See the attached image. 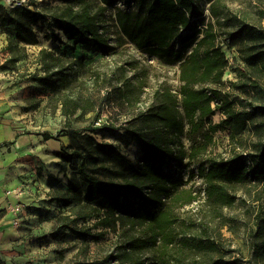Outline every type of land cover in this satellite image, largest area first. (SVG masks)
Wrapping results in <instances>:
<instances>
[{
  "label": "rangeland",
  "instance_id": "obj_1",
  "mask_svg": "<svg viewBox=\"0 0 264 264\" xmlns=\"http://www.w3.org/2000/svg\"><path fill=\"white\" fill-rule=\"evenodd\" d=\"M34 1L38 2L36 10L42 16L37 23L31 24L38 33L39 42L26 44L25 56L13 66L7 61L11 56L7 46L9 39L16 36L13 18L19 7L17 0H0V17L6 20L2 23L0 19V106H3L0 117L7 119L19 134L42 135L49 132L52 138L63 141L64 145L70 143L68 126L81 130L95 128L93 134L99 142L117 146L137 166L144 154L142 144L133 133L138 111L157 106L165 91L172 92L178 97L179 119L184 128L181 134L173 131L167 133L174 154L162 164L164 173L171 177L167 187L169 194L162 196L160 206L173 207L178 219L171 230L175 241L169 251L162 250V239L155 244L150 241L143 245V248L136 250L140 263L193 264L194 261L210 263L224 259L243 264H264V158L260 155L264 143V0H222L216 8L217 14L212 12L210 1L197 0L203 14L171 42V48L182 49L188 55L195 39L202 37L213 23L230 66L221 83L198 85L197 88H217L223 95L229 96L237 108L249 112L248 130L243 141L234 142L228 130H219L208 150L195 157L190 154L196 146L205 142L207 126L197 132L191 131L182 106L180 61L173 55L164 54L161 57L150 52V49L138 48L118 22L120 9L143 12L144 1L115 0L100 15L102 31L115 47L108 55L65 37L63 41L48 39L46 32L51 28L50 16L57 6L65 4V0ZM92 2L94 10L101 3L100 0ZM186 34L193 37L187 45L182 42ZM42 48L69 59L68 66L78 76L72 93L84 97L93 93L98 100L94 111L87 114L79 111L67 118L62 114L61 104L52 95L51 89L30 79L32 73L44 74L39 60ZM100 73L108 76L107 82L125 84L130 100L124 103L115 93L108 94L110 85L95 82V76ZM100 118L103 122H109H105L107 127L95 126ZM211 118L216 123L224 115L217 111ZM255 157L259 158V162ZM223 158L230 159L231 166L247 165L241 173L246 175L245 180L222 179L218 182L236 197L233 205H223L209 199L208 183L200 173L202 164L208 168L214 160L219 162ZM237 159L241 162L238 163ZM61 168L63 175L59 183L65 184V187L60 189L68 190L72 179L79 188H85L78 175L74 179L76 173L70 165L64 170L61 161ZM97 176L122 183L113 170L102 168ZM154 192L155 187L144 190L147 196ZM194 194L199 195L198 199L189 202ZM61 196L62 192L52 190L47 198L52 204L37 214L25 202H21L24 210L18 214L11 207V211L19 217L15 223L13 214L12 223L16 226L25 223V241L28 244L25 257L15 264H86L103 260L109 254L118 255L135 236H146V226L138 223L140 221L130 222L135 226L127 230L105 229L94 226L95 215L73 222L70 219V224L79 228L93 227V232L105 230V235L100 238L79 236L65 227L68 220L64 217L71 214L70 208L75 203L64 206L59 199ZM71 216L76 218V215ZM212 242L218 244V250L211 248Z\"/></svg>",
  "mask_w": 264,
  "mask_h": 264
},
{
  "label": "trees",
  "instance_id": "obj_2",
  "mask_svg": "<svg viewBox=\"0 0 264 264\" xmlns=\"http://www.w3.org/2000/svg\"><path fill=\"white\" fill-rule=\"evenodd\" d=\"M93 0H65V4L57 6L50 16L51 28L46 32L48 39L63 41L75 40L76 44H87L104 55L110 54L115 47L109 42L102 31L100 15L107 6L115 0H100L101 3L94 10ZM144 1L143 12L120 9L118 22L122 31L140 49H150V52L160 55H173L180 61V80L182 82V106L186 118L191 125V131L197 132L207 126L206 140L196 146L190 155L195 157L208 150L213 142L216 132L229 131L232 141L244 139L248 130L249 112L236 107L229 96H225L217 88H197L198 85L221 83L230 66V62L218 42V31L214 24L205 30L202 37L195 39L190 53L187 55L182 49L174 50L171 42L176 39L182 30L188 29L195 18L203 13L197 0H150ZM211 10L217 14L216 8L222 0H208ZM225 8L228 6L222 4ZM42 18L40 12L26 7H19L15 21L16 36L9 39L7 49L11 56L8 58L13 66L25 56L26 44H37L38 33L31 24L37 23ZM49 18V17H48ZM47 18V19H48ZM2 23L5 19L1 18ZM251 29V28H250ZM252 30V29H251ZM61 32L63 35H61ZM193 40L192 35L186 34L182 39L184 44ZM39 60L44 74L32 73L30 79L41 83L51 89L52 95L57 97L61 104V111L67 118L77 112L87 114L97 107V97L90 93L87 97L72 93L77 73L68 65L69 59L63 55L55 54L52 50L42 48ZM107 77L100 73L95 76V82L110 85L108 94L115 93L123 101L127 98L126 85L107 82ZM106 85V86H107ZM93 92V91H92ZM129 97V96H128ZM126 101L124 103H126ZM220 111L224 118L214 122L212 116ZM136 125L133 131L143 147V158L135 166L121 150L108 142H99L93 132L95 128L81 130L68 126L67 134L70 143L64 145L57 156L61 158L63 169L67 166L79 176L85 188H79L77 183L70 181L68 190L58 189L62 192L59 199L64 206L75 203L70 210L71 214L64 218L67 228L79 236L93 235L100 238L105 235V230L93 232V227L71 226V221L78 218L86 219L95 215V227L105 229L127 230L132 221H140L146 226V236H135L128 247L120 250L118 255L109 254L103 260H94L86 264H142L136 250L143 245L159 239L163 240V251H169L170 245L175 241L172 227L177 223L173 207L160 206L163 195H168L167 187L170 175L164 173L162 164L164 160L173 156L174 149L167 137L169 131L176 134L183 132V123L179 119L178 97L172 92L165 91L160 103L149 109L139 110L134 120ZM107 127L103 125L100 128ZM89 131V132H88ZM45 139H50L51 134L44 132ZM264 158V143L260 154ZM257 157H255L256 159ZM259 162V158L256 159ZM238 163L241 160L237 159ZM109 163L112 164L109 166ZM231 166V160L223 158L222 161L214 160L208 168L202 164L200 173L208 183V198L223 205H233L236 197L229 194L219 180L242 181L246 175L241 174L247 165L238 164ZM105 168L113 170L122 183L108 181L97 176L99 170ZM155 187L154 193L145 195L146 188ZM78 188V189H77ZM199 195L194 194L189 202L197 200ZM96 203L95 205H93ZM135 205V206H134ZM88 209L90 211L88 212ZM86 210V213L83 211ZM92 212H94L92 214ZM76 215V218H71ZM213 250H218V244H210ZM193 264H243L236 260L228 261L219 259L210 263L194 261Z\"/></svg>",
  "mask_w": 264,
  "mask_h": 264
},
{
  "label": "crops",
  "instance_id": "obj_3",
  "mask_svg": "<svg viewBox=\"0 0 264 264\" xmlns=\"http://www.w3.org/2000/svg\"><path fill=\"white\" fill-rule=\"evenodd\" d=\"M64 144L52 137L19 134L7 119L0 117V264H15L27 252L25 223H12L10 204L25 202L32 206L34 214L41 213L52 204L48 194L65 187L59 183L63 174L61 158L57 156ZM19 188L24 191L15 193Z\"/></svg>",
  "mask_w": 264,
  "mask_h": 264
},
{
  "label": "built area",
  "instance_id": "obj_4",
  "mask_svg": "<svg viewBox=\"0 0 264 264\" xmlns=\"http://www.w3.org/2000/svg\"><path fill=\"white\" fill-rule=\"evenodd\" d=\"M37 3L38 2L34 1V0H17V6L18 7H26V8L31 9V10H36ZM105 122L106 121L103 122L102 118H100L95 123V126L96 127H101V126L105 125L106 123H109V122H106V123ZM23 191H24L23 188H19L18 190H15L14 192L17 193V194H20ZM11 207L14 209L15 214H18V213H20V212H22L24 210V204H22L21 202L20 203H16V204H10V208ZM15 214H14V216H15V221L14 222L17 223L19 221V217L16 216Z\"/></svg>",
  "mask_w": 264,
  "mask_h": 264
}]
</instances>
